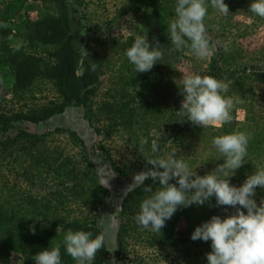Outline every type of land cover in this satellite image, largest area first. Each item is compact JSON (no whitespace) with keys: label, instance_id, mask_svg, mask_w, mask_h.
<instances>
[{"label":"rangeland","instance_id":"374dc122","mask_svg":"<svg viewBox=\"0 0 264 264\" xmlns=\"http://www.w3.org/2000/svg\"><path fill=\"white\" fill-rule=\"evenodd\" d=\"M130 1L80 0L79 4L71 5L69 10L70 30L74 34L75 45L82 55L85 54L83 52L85 49L103 64L95 93L91 97L92 113L87 112L91 119H87L83 108L71 106L38 124L18 121L9 135H14L20 129L37 134L47 133L45 142L49 148L58 149L76 161H82L85 156L89 160L90 164L81 163V168L95 173L98 184L106 191L96 197L102 202L98 227L109 253L103 264H113V260L115 264H207L206 254L210 251L200 241H192L187 245L166 243L149 246L143 240L134 242L129 238L126 257L119 258L115 253L122 202L133 190L129 186L133 183L135 174L146 170V167H153L146 165L145 161L153 155L151 152L153 139H157L158 144L163 143L159 155L175 152L177 157H183L198 175L203 176L216 167L208 156L210 152L214 154L215 149L207 132L210 127L201 128L190 121L187 124L178 122L175 131L171 132L167 124L173 112L181 108L179 86L184 75H201L209 64L210 57L206 60L198 59L190 49L177 50L170 41L162 50V60L157 62L162 72L155 85L157 93L154 96L146 95L145 100L137 99L129 103L135 108V114L140 115L138 123L132 122L130 127L118 123L120 119L105 116L108 113L106 106L120 102L122 88L130 94L135 93L125 79L120 77L118 66L126 58L123 52L128 49L131 40H135L137 35L147 37L154 21L147 5L133 8ZM224 3L228 5L229 14L221 15L209 5L204 23L211 41L217 46V52L224 53L227 57L228 61L222 62V65L225 68L236 69L238 71L236 77L244 75L243 67L246 68V75H251V78H246L245 84L239 88L243 91L251 88L254 101L252 103L240 99L243 97H240L235 89L224 95L239 98L241 101L234 106L231 113L237 121L243 122L245 119L253 118L264 126V83L260 82L257 75L264 68V23L248 11L252 3L250 0H224ZM175 4L176 2L172 4L171 19L174 18ZM48 10L47 4L41 0H0V25L10 30V36L6 39L8 44L16 48L26 47L32 31L26 27L28 20H36ZM223 43H228V52L223 50ZM13 83L12 71L0 64V113L10 115L26 111L59 98L53 83L49 80L36 81L23 98L13 96ZM153 130H156L158 136L152 134ZM71 132L76 138L70 136ZM141 138L147 139L148 143L141 146ZM81 142L84 145H81ZM17 155V150L11 151L10 154L2 153L0 150V201L8 210L18 211L20 216L26 219L30 216L27 211L28 197L41 198L61 188L41 183L38 179H34V182L28 179L30 175L16 162ZM251 155V152H248L247 156ZM247 156L240 170L242 180L230 179L231 185L241 186L247 176L254 173L255 169L249 165ZM259 190L262 193L253 197L258 206L264 199V189ZM94 200L91 192L79 200L62 198L63 204L59 206L58 214L65 218L74 217L80 212L86 214L94 206ZM219 207L231 208V212H235V208L231 206ZM241 210L247 213L246 209ZM179 227L184 234L183 221ZM1 236L0 244L4 238ZM113 247L115 248L109 251ZM22 263L23 258L20 255L16 253L7 255L0 245V264Z\"/></svg>","mask_w":264,"mask_h":264},{"label":"trees","instance_id":"16d2710c","mask_svg":"<svg viewBox=\"0 0 264 264\" xmlns=\"http://www.w3.org/2000/svg\"><path fill=\"white\" fill-rule=\"evenodd\" d=\"M47 4L49 10L39 16L36 20H28L27 29L32 30L28 36L26 47L16 48L8 44L10 30L0 25V64L7 66L13 73L14 83L12 94L17 98H23L33 87L36 81L49 80L53 83L59 96L57 100L38 107L29 108L14 114L0 113V150L2 153L10 154L17 150L16 162L24 167L30 175V180L38 179L41 183L53 184L61 188L50 192L44 197H28L29 215L26 219L20 216L16 210H8L4 203L0 201V238L1 248L7 253H16L23 258L22 264H33V257L41 250H45L55 245H60L61 264H76L67 254L63 245L65 233L71 229L73 231H89L93 237L101 235L98 227V220L102 213V202L96 198L98 194L106 193L98 184L95 173L88 172L81 168V163H89L86 156L82 161H76L72 156L65 155L58 149H51L46 145L47 133H31L25 129H20L14 135L9 132L15 127L18 121H26L38 124L49 120L54 115L64 112L68 107H81L85 110L88 120L92 113L91 97L94 95L100 74L103 68L102 62L88 54H81V51L74 43L75 37L70 30L69 10L71 5L79 4L80 0H41ZM253 2V0H250ZM176 0H131L130 5L139 8L140 5H147L151 10L154 21L151 30L146 37L150 44L160 45L162 51L170 42L167 34V25L171 20L172 4ZM258 20L264 23V19ZM131 40L129 47L133 44ZM128 47V48H129ZM189 49V48H188ZM126 50L123 52L125 55ZM126 57V55H125ZM224 53L217 51L210 57L209 64L202 71L201 76L208 75L229 83V92L236 90L240 99L253 103V90L243 91L242 87L246 78V68L243 67V76L236 77L238 71L233 68H225L222 62H226ZM95 64V70H91V65ZM156 63L148 72L136 73L134 66L129 60H124L118 66L120 77L124 78L127 85L131 86L134 94H130L125 88L120 90V102L110 103L105 116L110 119H120L118 123H123L132 127V122H136L140 115L135 114V108L129 105L130 102L145 100L146 95L154 96L156 82L161 78L162 72ZM241 72V71H240ZM261 83H264V68L257 74ZM182 102L183 96L179 94ZM143 106V105H142ZM181 108H179L180 110ZM144 112V111H143ZM142 112V114H144ZM143 117V116H141ZM174 111L168 119V129L174 132L178 121ZM182 124H187L186 117ZM207 129V128H205ZM207 132L213 139L215 136L242 131L251 135L248 144L249 165L256 170L258 164L264 163V126L255 119H245L239 122L232 117L231 123L224 124L220 128H208ZM212 130V131H211ZM181 131V130H178ZM70 136L76 138L71 132ZM183 138V137H182ZM82 143V142H81ZM81 145H84L83 143ZM159 151L162 152L163 143L158 144ZM208 154L209 160L217 165L222 164L224 159L219 157L216 149ZM110 157L108 156V159ZM246 159V158H245ZM216 168V167H215ZM243 165L235 171L230 178L242 180L240 170ZM240 177V178H239ZM170 183H176L175 180ZM145 185H152L153 190L159 187L151 179L145 181ZM178 186V185H177ZM256 188V194L262 193ZM66 192V194H64ZM92 193L95 197L93 207L86 214H80L65 218L58 214L59 206L63 204L62 198L70 197L79 200L81 197ZM151 193H146L143 186L134 188L129 192L122 202L120 224L117 230V250L116 256L125 258L127 254L128 239L134 242L143 240L146 245L154 246L158 244L171 243L175 245H187L193 240L191 234L197 226L209 221L212 216L218 215L225 218L233 214L231 208H221L216 205L215 197L210 198V203L204 205L193 204L189 207H178L173 216L166 220L165 227L161 232H152L139 226L134 216L139 212V207L144 198ZM215 200V201H214ZM211 205V206H210ZM26 209V208H25ZM243 211V210H242ZM245 212V211H244ZM246 214V213H245ZM39 217V218H37ZM181 221L185 224V233H181L179 227ZM30 226L35 227V234L30 231ZM200 241L201 244L211 251V241ZM105 246L97 252L93 264H103L108 255ZM129 264V263H128ZM138 264V263H136Z\"/></svg>","mask_w":264,"mask_h":264},{"label":"clouds","instance_id":"9594fccd","mask_svg":"<svg viewBox=\"0 0 264 264\" xmlns=\"http://www.w3.org/2000/svg\"><path fill=\"white\" fill-rule=\"evenodd\" d=\"M209 5L221 15L229 14L224 0H176L174 18L167 25V34L175 48H189L201 60L208 59L217 51L204 23ZM248 11L264 19V0H253ZM222 47L225 52L229 51L228 43H223ZM83 52L88 54L85 49ZM125 55L136 73L150 71L163 58L160 45L150 44L146 35H137ZM95 67V64L91 65V70L94 71ZM179 87L183 99L181 109L175 111L176 121L183 123L186 117L187 121L201 128L231 123L232 110L241 102L239 98L224 95L229 90L228 82L208 75H184ZM152 134L158 136L156 130ZM250 139L251 135L242 131L215 136L211 145L224 162L203 176L175 152L159 155L158 141L153 139V155L145 160L146 165L153 167H146V170L135 174L129 186L130 189L143 186L146 193H151L142 200L139 212L134 216L135 222L144 229L161 232L166 220L178 207L204 205L215 197L217 206H231L235 212L225 218L214 215L191 234L193 241H211V251L206 254L207 264H264V199L258 206L253 198L257 186L264 189V163L258 164L241 186H233L229 182L245 163ZM147 143V139L141 138V146ZM149 179L154 184L158 182L156 190L152 185H145ZM172 180L176 183H170ZM30 231L35 234V227L30 226ZM104 243L103 236L93 237L91 232L83 230L69 229L63 237L66 252L76 264H93ZM33 260L35 264H61L60 245L39 251Z\"/></svg>","mask_w":264,"mask_h":264}]
</instances>
